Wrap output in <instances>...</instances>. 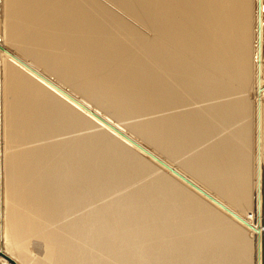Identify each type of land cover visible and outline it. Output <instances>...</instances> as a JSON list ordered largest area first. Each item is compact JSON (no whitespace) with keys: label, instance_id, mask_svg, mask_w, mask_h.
<instances>
[{"label":"bare ground","instance_id":"obj_1","mask_svg":"<svg viewBox=\"0 0 264 264\" xmlns=\"http://www.w3.org/2000/svg\"><path fill=\"white\" fill-rule=\"evenodd\" d=\"M0 264H264V0H0Z\"/></svg>","mask_w":264,"mask_h":264},{"label":"rangeland","instance_id":"obj_2","mask_svg":"<svg viewBox=\"0 0 264 264\" xmlns=\"http://www.w3.org/2000/svg\"><path fill=\"white\" fill-rule=\"evenodd\" d=\"M87 118V117H86ZM87 120H89L90 122H91V120L89 119V118H87ZM81 129H83V128H81ZM92 131H94V129H92ZM81 132H87V133H90V129H83V131H81ZM110 134V133H109ZM111 135V134H110ZM114 137V136H113ZM144 180H148V177H144Z\"/></svg>","mask_w":264,"mask_h":264}]
</instances>
